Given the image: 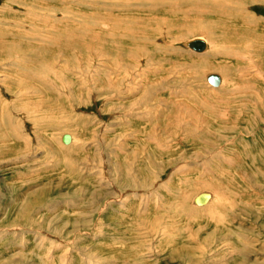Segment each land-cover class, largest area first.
<instances>
[{"label": "rangeland", "instance_id": "374dc122", "mask_svg": "<svg viewBox=\"0 0 264 264\" xmlns=\"http://www.w3.org/2000/svg\"><path fill=\"white\" fill-rule=\"evenodd\" d=\"M231 1L0 0V264H264V0Z\"/></svg>", "mask_w": 264, "mask_h": 264}, {"label": "bare ground", "instance_id": "6f19581e", "mask_svg": "<svg viewBox=\"0 0 264 264\" xmlns=\"http://www.w3.org/2000/svg\"><path fill=\"white\" fill-rule=\"evenodd\" d=\"M250 1H254V0H237V1H231L228 5L230 6V4L232 3L234 6H235V8H237V6L236 5H240L241 3L242 4H244V3H248V2H250ZM226 2V1H225ZM151 4V3H150ZM204 4H207L208 5V3L207 2H205ZM147 5V4H146ZM151 7V6H150ZM156 7V6H155ZM213 7H215V5H213ZM209 10V9H208ZM207 10V11H208ZM198 13H199V15H206V14H210V13H212L213 11L212 10H209V12H205V6H203V11L202 10H199V11H197ZM220 14V13H219ZM91 15V14H90ZM95 17V16H94ZM237 17H238V20H237ZM96 18V17H95ZM221 18H222V15H221ZM250 18V19H249ZM112 19V18H111ZM115 18H113V20H114ZM122 19V18H121ZM232 19L234 20L233 21V23L234 24H236L237 23V21H240L241 22V24L242 25H244L245 27H246V25H247V23L248 24H250V25H255V24H257V21H258V19L257 20H255L254 19V17H252V16H250V15H245L244 16V19L243 18H241L238 14L236 15L235 13H232ZM242 19V20H241ZM109 21V20H108ZM115 21V20H114ZM124 21V20H123ZM261 21V20H260ZM259 21V22H260ZM55 22V21H54ZM94 22V21H93ZM113 22V21H112ZM119 22H120V20H119ZM56 23V22H55ZM60 23V22H59ZM107 23V22H106ZM114 23V22H113ZM164 23V22H163ZM92 24V23H91ZM115 24V23H114ZM125 24H126V22H125ZM203 24V23H202ZM69 26V25H68ZM110 26V25H109ZM117 26H118V24H117ZM124 26V25H123ZM196 25H194V26H192V27H195ZM214 26V25H213ZM71 27V26H70ZM116 27V26H115ZM52 28V27H51ZM91 28H93L92 26H91ZM90 28V29H91ZM209 28H211V26H210V22H208V23H206L205 25L203 24V25H201L200 26V30L202 31V32H204V33H212V30L211 31H209L210 29ZM54 29V28H53ZM110 29V28H109ZM118 29H120L119 27H118ZM126 29V28H125ZM128 29H130V28H127V30ZM209 29V30H208ZM111 30H113V29H111ZM123 30H124V28H123ZM208 30V31H207ZM237 30V29H236ZM110 31V30H109ZM122 31V30H121ZM125 31V30H124ZM243 32H245V30H242ZM70 31H65V32H63V33H61V34H63L64 36H66V37H72L73 35H74V33L73 32H75V31H73L72 33H69ZM87 32H89V33H91L90 32V30H88ZM111 32V31H110ZM109 33V32H108ZM112 33V32H111ZM238 33V32H237ZM92 34V33H91ZM102 34V33H101ZM113 34H115V33H113ZM88 35V34H87ZM100 35V34H99ZM99 35H98V33H93L92 34V37H91V39L92 40H95V39H98L99 40ZM108 35H111V34H108ZM20 36V35H19ZM36 36V35H35ZM122 36V35H121ZM135 36V35H134ZM55 37V36H54ZM88 37V36H87ZM111 37V36H110ZM124 37H126V36H124ZM108 38V37H107ZM121 38V37H120ZM196 38H201V39H203L204 41H205V46H204V48H202L201 50H197V49H194V48H192V47H190L189 46V42H191L192 40H190V41H188L187 43H186V46L188 47V48H190V49H192L193 51H195V52H197V53H202V52H204V51H206L207 50V48L209 47V42L207 41V39L205 38V37H195L194 39H196ZM63 39H64V37H63ZM69 39H71V38H69ZM89 39V38H88ZM109 39V38H108ZM107 39V40H108ZM112 39V38H111ZM111 39L109 40V41H111ZM116 39H117V37H116ZM119 39V38H118ZM123 39V38H122ZM46 40V39H45ZM66 40V39H65ZM104 40L106 41V39L104 38ZM114 40V39H113ZM112 40V41H113ZM25 41V40H24ZM48 41V40H47ZM89 41H91V40H89ZM116 41V40H115ZM132 41V40H131ZM99 43V42H98ZM97 43V44H98ZM92 44V43H91ZM116 44V43H115ZM47 45V44H46ZM62 46V45H67L66 47H69V48H67V49H62V50H67L66 51V53H69L70 54V56H72V53L70 52L71 50H72V52H73V48L74 49H76V47H78L77 46V43L75 44V39L71 42V43H67V42H65L64 40H61V42L59 43V46ZM80 45V44H79ZM88 45H89V43H88ZM94 45H96V44H94ZM102 45V44H101ZM56 46V45H55ZM81 46V45H80ZM92 46V45H91ZM97 46V45H96ZM110 46V45H109ZM98 47V46H97ZM72 48V49H71ZM109 48V47H108ZM17 49V48H16ZM29 50L28 51H31L33 48H28ZM70 49V50H69ZM81 49H83V47L81 48ZM90 49V48H89ZM88 49V50H89ZM94 49H95V47H94ZM107 49V47L105 48V50ZM27 50V49H26ZM243 50V49H242ZM48 52V49L47 50H45V51H43V50H41V52ZM99 51H100V49H99ZM101 52V51H100ZM104 53V52H103ZM107 53V52H106ZM109 53V52H108ZM213 53V52H212ZM236 53V52H235ZM237 54V53H236ZM236 54H233V56L234 55H236ZM200 55H203V54H200ZM214 55V54H213ZM202 66V65H201ZM210 75H216V76H218L219 77V84H213L210 80H209V76ZM209 76H208V82L211 84V85H213V86H219L220 84H221V82L223 81V77L222 76H219V75H217V74H210ZM187 90V89H186ZM186 92H189V91H186ZM178 93H180V92H178ZM184 96V95H183ZM188 99H190V98H188ZM184 103H185V101H184ZM178 104V103H177ZM182 105V104H181ZM184 105V104H183ZM187 107V106H186ZM191 108H193V107H191ZM190 108V109H191ZM180 109V108H179ZM196 110V109H195ZM185 111V110H184ZM186 111H188V109L186 110ZM190 111V110H189ZM192 111V110H191ZM190 111V112H191ZM181 112H183V111H181ZM176 113V112H175ZM187 113V112H186ZM194 113V112H193ZM196 114V113H195ZM194 114V115H195ZM193 115V114H192ZM198 115V114H197ZM185 119V118H184ZM65 134H69V133H65ZM64 134V135H65ZM70 135V134H69ZM17 136V135H16ZM70 142H71V139H72V141H73V136H71L70 135ZM22 138V137H21ZM63 138H64V136H63ZM62 138V139H63ZM63 142H64V140H62ZM70 142H68V143H66V144H69ZM201 193H209L210 194V198H209V200L205 203V204H202V205H199V204H196V202H195V198L198 196V195H200ZM201 193H199V194H197V195H195L194 196V198H193V203L195 204V206H198V207H200V208H205L206 206H209V204L211 203V201L213 200V197H214V194L211 192V191H204V192H201Z\"/></svg>", "mask_w": 264, "mask_h": 264}, {"label": "water", "instance_id": "95a60500", "mask_svg": "<svg viewBox=\"0 0 264 264\" xmlns=\"http://www.w3.org/2000/svg\"><path fill=\"white\" fill-rule=\"evenodd\" d=\"M189 46L194 48V49L201 50L205 46V41L201 38H196V39H193L191 42H189ZM209 80L213 84H219L220 79L216 75H210ZM70 138L71 137L69 134H65L63 140L65 143H68V142H70ZM209 198H210L209 193H201L200 195H198L195 198V202H196V204L202 205V204H205L209 200Z\"/></svg>", "mask_w": 264, "mask_h": 264}, {"label": "crops", "instance_id": "0c3cea01", "mask_svg": "<svg viewBox=\"0 0 264 264\" xmlns=\"http://www.w3.org/2000/svg\"><path fill=\"white\" fill-rule=\"evenodd\" d=\"M71 142H72V139H71Z\"/></svg>", "mask_w": 264, "mask_h": 264}]
</instances>
